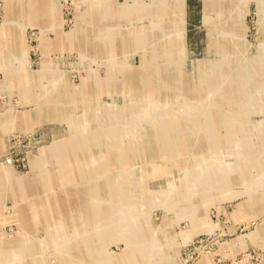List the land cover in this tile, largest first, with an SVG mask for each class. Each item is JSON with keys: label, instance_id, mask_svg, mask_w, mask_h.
<instances>
[{"label": "rangeland", "instance_id": "rangeland-1", "mask_svg": "<svg viewBox=\"0 0 264 264\" xmlns=\"http://www.w3.org/2000/svg\"><path fill=\"white\" fill-rule=\"evenodd\" d=\"M0 264H264V0H0Z\"/></svg>", "mask_w": 264, "mask_h": 264}]
</instances>
